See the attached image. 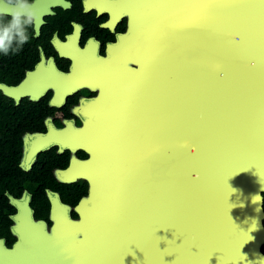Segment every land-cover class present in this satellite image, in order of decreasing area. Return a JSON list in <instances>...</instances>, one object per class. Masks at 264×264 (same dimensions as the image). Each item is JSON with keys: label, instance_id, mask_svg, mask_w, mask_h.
I'll use <instances>...</instances> for the list:
<instances>
[{"label": "water", "instance_id": "1", "mask_svg": "<svg viewBox=\"0 0 264 264\" xmlns=\"http://www.w3.org/2000/svg\"><path fill=\"white\" fill-rule=\"evenodd\" d=\"M139 4L153 58L129 102L136 141L117 144L90 252L69 262L264 264V0Z\"/></svg>", "mask_w": 264, "mask_h": 264}, {"label": "flooded vegetation", "instance_id": "2", "mask_svg": "<svg viewBox=\"0 0 264 264\" xmlns=\"http://www.w3.org/2000/svg\"><path fill=\"white\" fill-rule=\"evenodd\" d=\"M32 3L29 42L0 54V264H73L90 252L91 193L116 180L117 144L136 141L129 102L153 55L139 0Z\"/></svg>", "mask_w": 264, "mask_h": 264}, {"label": "clouds", "instance_id": "3", "mask_svg": "<svg viewBox=\"0 0 264 264\" xmlns=\"http://www.w3.org/2000/svg\"><path fill=\"white\" fill-rule=\"evenodd\" d=\"M4 16L10 19L0 23V54L8 56L29 42V28L38 18L32 0H0V17Z\"/></svg>", "mask_w": 264, "mask_h": 264}]
</instances>
